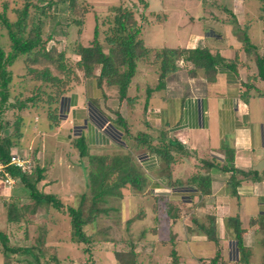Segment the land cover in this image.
<instances>
[{
    "label": "crops",
    "instance_id": "crops-1",
    "mask_svg": "<svg viewBox=\"0 0 264 264\" xmlns=\"http://www.w3.org/2000/svg\"><path fill=\"white\" fill-rule=\"evenodd\" d=\"M80 1L88 6V12L82 17L83 27L90 25L93 28L94 19L107 13L109 8L128 4L133 7L140 39L146 49L192 50L204 47L225 60L233 59L239 48L238 36L232 29L248 26L251 42L250 31L255 24H259L260 18L257 0H142V4L137 0ZM67 2L58 0L55 5L63 3L67 9ZM77 35L80 38L87 34L82 28ZM238 57L241 59L242 54L238 53ZM149 62L136 65L123 100L118 99L116 87L97 82L98 72L95 69V78L81 80L60 99L57 104L59 123L53 132L47 129L46 114V132L36 125L32 128L29 114H26L28 119L21 121L23 135L10 149L11 156L44 168L43 180L37 184L36 190L44 195H52L62 203L72 195L74 201L76 196L87 190L86 183L76 175L80 184L76 193L68 192L63 197L60 192L52 190L54 186L61 188L70 183V166L56 152L59 150L63 156L72 157L74 149L71 144L75 139L84 140L91 156L103 151L122 152L124 147L132 145V139L139 134L144 135L152 146L165 141L173 143L174 150L170 154L174 163L168 168L170 180L185 185L194 174L199 173L208 178L210 194L200 196L186 186L181 190L168 189L169 193L162 191L161 188L166 187V178L160 173V161L151 158L147 150L135 152L141 169L147 173L144 175L150 188L148 193L153 199L147 208L149 216L155 213V222H165L169 228L166 231L168 240L159 241V254L146 255L149 257L147 264H261L264 235L257 225L249 227L248 222L256 219L258 214L264 217V204H261L264 202V180L257 183L242 181L236 195L231 196L226 187L229 174L218 170L225 165L224 148H227L233 152L234 169L264 173V103L256 97L246 103L238 98L239 85L244 81L246 69L239 66L232 72L218 68L214 81L210 83L201 77L189 78L186 72L178 68L166 78L164 87L158 90L157 73ZM179 64L183 63L179 61L176 66L179 67ZM34 119L32 123L36 122ZM26 138V146L21 145V140L27 141ZM45 141L49 142V146L45 145ZM68 150L71 152L66 153ZM63 164L66 165V177L60 175ZM152 178L157 183H152ZM10 189H7L6 197L0 198L2 212L3 201L11 197L19 205L28 204L27 197L18 195L23 193L20 184L11 193ZM151 189L159 191L153 193ZM129 194L127 189L122 191L119 219L121 211L124 215L128 208L134 204L137 207L143 201L142 194L136 197ZM155 199L165 206L161 215L158 205H153ZM180 205H188L191 211L183 215ZM144 213L138 216L143 219ZM60 214L39 209L31 217L36 226H45L47 236L52 228L47 231L49 217L53 215L57 219ZM46 217L39 224L35 222ZM209 218L214 219L216 245L208 241L199 228L207 226ZM230 218H236L243 231L241 244L245 257L240 255L237 248L234 231L227 221ZM1 230L9 234L7 224ZM149 232L156 238L160 237L154 222ZM139 234L142 237L144 231ZM51 244L45 242L48 252L56 251L58 248L54 249ZM165 247L169 256L160 252ZM171 251H174V256L170 254Z\"/></svg>",
    "mask_w": 264,
    "mask_h": 264
},
{
    "label": "trees",
    "instance_id": "trees-1",
    "mask_svg": "<svg viewBox=\"0 0 264 264\" xmlns=\"http://www.w3.org/2000/svg\"><path fill=\"white\" fill-rule=\"evenodd\" d=\"M57 1L23 0L20 9L15 11L13 6L2 3L0 8V30L5 32L8 51H3L6 44L0 45V113L7 108L8 87L12 80L11 68L13 66L17 67L20 63L22 70L26 71L32 81L52 88V93L48 96L47 102V107H52V109L46 111L48 131H52L58 126L57 104L60 99L70 91L72 86L79 84L81 80L95 78V67H99L98 77H96L97 82L116 87L118 99L123 100L130 80L135 73L136 65L141 62L150 60L149 63L157 73L156 89L158 90L164 87L166 78L177 71L176 63L179 61L184 66H188L187 76L189 78L201 77L210 83L214 81L218 68H226L235 72L240 66L246 69V75L244 81L239 85L238 98L246 103L249 99L256 97L262 99L264 103V94L259 93L256 86H254V82L257 80L264 85V44L262 47L263 52L259 55L257 48L250 42L247 33L248 26L232 29V32L238 36L239 48L231 60H225L217 53H211L209 49L204 47L192 50L163 49L154 51L143 46L133 11L121 4L108 9L107 12L110 13V16L101 25V27L106 26L101 42L103 47L97 40L100 24L96 16L94 17L96 19H94L95 24L92 29V41L87 47H75L73 54L78 59L70 64L69 61H65L63 53L57 52L53 47L46 48L47 41L50 38L48 35L44 36L42 34L44 38H41L44 20L50 17L49 9ZM137 1L142 4V0ZM15 2L12 3L15 4ZM257 2L260 6V12L264 14V0H257ZM67 12L69 15L66 19L67 24L74 26L78 34L82 25V17L88 12V6L84 1L68 0ZM13 13L16 16L11 20L9 15ZM260 20L263 23L262 31L264 34L263 18H260ZM103 48L106 49V53L103 52ZM238 53L242 54V60L239 59ZM252 66L256 69L255 75H252ZM52 72H56L57 75H53ZM24 108L23 103H19L17 106V110ZM14 122L19 124L21 118H15ZM4 128L0 126V133L5 134L0 137V165L3 166V173L20 184L21 190L28 199V204L19 205L12 197L7 201H3L2 207L9 234L6 231H0L2 264H47L45 261L41 263V259L45 257L49 250L45 246L47 234L45 226H36L33 243H25L24 246L20 247L11 245L9 242L11 238L27 239L28 227L33 223L27 219V214L34 217L39 209H51L61 214L65 213L69 218V242L77 246L91 247L96 242L102 244L101 239L94 241L96 238L93 237L103 235L106 232L105 228L102 232L99 231V222L105 217L117 218L119 214V205L112 206L115 201L121 198L119 190L129 189L134 193H140L144 189L147 178L132 163L129 154L123 156H91L88 155L84 140L77 138L73 141L72 146L77 150L79 158H86L87 160L89 166L87 172L88 185L86 192L75 198L73 201L74 206H72L73 204L67 206L63 212L62 204L58 199L52 195L39 193L36 190L37 184L43 180V169L33 165L34 167L31 166V173L25 174L12 165H8L11 157L10 149L20 140L22 133L21 125L15 126L12 134L9 135H6ZM132 140L130 150L135 152L143 147L151 153L150 155H155L157 160L160 161V173L166 178V187L174 190L186 186V188L194 190L200 196L210 194L208 178L201 176L199 173L194 174L185 185L170 180L168 168L172 162L174 163L170 154L174 150L173 143L165 141L152 146L142 134L135 136ZM180 154H183V152L180 151ZM224 154L226 157L225 165L218 168V170L229 174L226 187L231 196L236 195V190L242 181L257 183L264 180V173L243 172L234 169L232 150L224 148ZM111 176H114L112 181H110ZM1 178L3 182L2 173H0ZM227 221L234 231V239L240 255L245 257L246 253L241 244L243 231L240 229L239 222L236 218H230ZM248 225L249 227L257 225L264 235L263 216L250 220ZM85 228L92 232L90 236L85 234ZM199 228L208 241L217 244L213 218L208 219L207 226H200ZM171 252V255L174 256V251ZM51 255L53 261L58 264L55 254L52 253ZM113 257L116 264H135L131 249L127 255L114 252ZM261 264H264V257Z\"/></svg>",
    "mask_w": 264,
    "mask_h": 264
},
{
    "label": "rangeland",
    "instance_id": "rangeland-1",
    "mask_svg": "<svg viewBox=\"0 0 264 264\" xmlns=\"http://www.w3.org/2000/svg\"><path fill=\"white\" fill-rule=\"evenodd\" d=\"M13 1H16L15 4L12 3ZM2 3L11 5V7L13 6L14 11H15L17 9H20L21 5L23 4V0H0V8H1ZM62 4L63 3L61 4L59 3L57 5H53L50 7L49 9L50 17L44 20V24L41 29V38H44L45 35L46 36L48 35L50 38L47 41L46 48H49V47L55 48L57 52L63 53V57L65 61H69L70 64H73L78 59L73 54L75 47L77 46L87 47L89 45L93 37V34H92L93 28L90 25L84 26V27L81 25L78 34L83 28V32H86L87 35L84 37L78 38L76 30L71 27L72 25L67 24L66 19L69 15H68L67 9L65 8L66 5H62ZM126 6L130 8L131 10H133V7H130V5L127 4ZM135 14H137V12ZM101 15L102 16L98 18L100 26H98V34H97V40L100 43L103 40L104 31L106 30V26L103 25L101 27V25L104 23L106 19H108V17L110 16V13L109 12L102 13ZM15 16L16 14L13 13L12 15H9V18L13 20ZM260 18H263V21H264V14L261 12H260ZM260 18L258 19L259 24H257V26L255 24L252 27V30L250 31L251 38H252L251 44H253L257 48L259 55L263 52L262 47L264 44V34L262 31L263 23L260 20ZM4 33L5 32L3 30H0V35H1L0 45L6 44V47L3 48V51L7 52L8 48H7V43H6V36L4 35ZM42 34L44 36H42ZM101 45L103 47V43H101ZM103 52L106 53L105 48H103ZM20 64H18L17 67L13 66L11 68L12 80L8 87L9 97L6 102L7 108H5L0 113V126L5 127L4 132L7 133L6 135H9V134H12V131L15 128V126L21 125L20 129L23 135L24 127H22V122H20L19 124H16L14 122L15 118L20 117L21 121H25V119L29 118L32 124V128H34V125H36L37 127H41L42 132H46V130L48 129V126L46 129L45 127L46 121L44 118V114H46V111H50L52 109V107H47L48 96L52 93L51 91L52 88L50 86L40 84L39 82L32 81L31 77L26 74V71L22 70V65ZM95 68H96V71L98 72L97 69H99V67H95ZM178 68H179V71L186 72V75H187L188 66H184V64H179ZM49 69L51 70L50 67ZM251 72H252V75L256 74V69L254 68V66L251 67ZM52 74L57 75L56 72H52ZM244 79H245V76H244ZM254 86H256V89H258L259 93L264 94V85L262 84V82L257 80L254 82ZM19 103H23L25 108L21 110H17V106ZM26 114H29L28 118L25 117ZM33 118H35L34 120L36 122L32 123ZM54 130L49 131V132H53ZM4 135H5L4 133H0V137ZM27 143H28V139L27 141L25 139H22L20 142L21 145H25V146ZM44 143L46 146H49V142L45 141ZM131 146L127 145L126 147H124L123 149L124 151L122 152L103 151L101 152V154L99 153L97 156H105V155L123 156V155L129 154L132 159V163L136 166V168L140 171V173H142L143 175L144 174L147 175V173L141 169L139 165L138 156L135 154V152H138L140 150H145V149L143 147H140L137 151L134 152L130 150ZM73 149H74V151L72 150L73 152H71L70 150L66 152V153L71 152L73 154L72 157L67 156V155L63 156V154L59 150H57L56 152L58 156L62 157V161L66 165L70 166L68 182H70L71 184L67 183L66 186L61 187V188H57V186L52 187V190L60 192V194H62L63 197L66 194H68V192H72L74 194L79 190L80 184H78V180L75 178V175L76 177L81 178V180H83V182L86 183V186L88 185L87 172H88L89 166H88L87 160L86 158H79V156L77 155L78 154L77 150L75 148ZM145 152L146 151H144L143 154ZM26 161L27 160H24L25 163ZM27 162L29 163L30 168L31 166L34 165L30 161H27ZM66 165L63 164L64 169L60 170L61 176H65V177L67 176V173L65 170ZM80 167L82 168V170H80ZM113 178L114 176H111L110 181H112ZM150 181H152V183H157L155 178L150 179ZM13 183L9 187L6 184L2 183V178L0 179V188H1L0 198H3V196L6 197L5 195H7L8 193L7 189L11 188L9 190V193H11L10 191L17 189L19 183L16 182L15 180H13ZM149 189L150 188L147 185V179H146V184L144 186L143 191H141L140 193H134L132 191H129L130 197H133V196L136 197L137 195L139 196L140 194H142L143 201H141V203H139L137 207L134 204V206H132L131 208H128V210L124 212V215H122V211H121L120 219H119V214H118L117 218L111 219L110 217H105L99 222V226H98L99 231L102 232V230H104L105 228L106 232L103 235L100 234L101 237L99 235L93 238H96L94 239V241H96L97 239H101L102 244H98V242H96V244H94L93 246L88 247L85 245L77 246L75 244L70 243L69 242L70 233H69L68 216L65 213L57 216V219L54 218L55 217L53 216L54 214L50 216L49 222L47 223V231H49V228L51 227L52 228L49 231V235L46 236V241L52 243L51 246L54 247V249L55 247L58 248L56 251H52V250L50 251L51 254L54 253L55 256L57 257V260L59 261L58 264H116L114 257H113V253L120 252L124 255H127L130 249H131V252L134 254L135 264H147L149 257H147L146 255L148 253L158 255L159 254L158 253L159 241L161 242V241L168 240L166 231L169 230V228H168V224H166L165 222H157L158 220L155 222V218L157 217L155 213L153 214L154 216H151V215L149 216V211L147 208H149L150 203L153 202L152 197H150L148 193ZM161 189L162 191H167L168 193L170 190L168 187L167 188L162 187ZM182 189H185V188H182ZM155 190L159 191V189H151L153 193L156 192ZM119 191L121 193V198H122V191L124 190L120 189ZM20 194L26 197V195H24L23 193H19L18 195ZM120 200L115 201L112 206H115V207L118 206ZM72 201H73V195L67 201L65 200L61 203L63 212L65 211V208L67 206H70L73 204ZM261 204H264V202ZM153 205H158L159 207L158 210L161 215V213L163 212L162 210L165 207L163 202L161 201L157 203V199H155ZM72 206H74V204ZM188 207H189L188 205L187 206L180 205L181 213L183 215H187V213L191 211L190 210L191 207L189 208ZM144 211H146V214L144 213ZM142 212L145 215L143 219L139 217ZM50 213H53V210L50 209ZM258 216H261V215L258 214ZM26 217L27 219L31 221L33 220V218L29 214H27ZM46 219L47 217L45 219L35 220V222L39 224L42 222V220L44 221ZM50 219H53V220L50 221ZM163 220L166 221L165 215H163ZM153 222L155 223V226H156V232L160 235L159 238H156L155 236L150 235L149 231L153 227ZM5 226H6V220L4 216V210L2 212L0 209V231L1 232L3 231L1 229H4ZM34 226H36V223H32L31 226L28 227L29 234H28L27 239L21 240V238H18V239L11 238L10 244L17 246V245H23L25 243L27 244L29 242L33 243V238H34L33 236L35 234V229H36ZM141 231H144V234L142 235V237L139 234ZM84 232L87 236H90L92 234V232L88 228H85ZM85 249L87 250L85 251ZM160 252L164 254V256H166V254L169 256V253H167L166 247L163 249V251L161 250ZM50 253L48 252L45 255V257L42 258L43 260L41 259V263L45 261L47 262V264H56L53 261L52 255Z\"/></svg>",
    "mask_w": 264,
    "mask_h": 264
},
{
    "label": "built area",
    "instance_id": "built-area-1",
    "mask_svg": "<svg viewBox=\"0 0 264 264\" xmlns=\"http://www.w3.org/2000/svg\"><path fill=\"white\" fill-rule=\"evenodd\" d=\"M150 155V154H148ZM151 158H153L155 161H157V158L155 155H150ZM8 165H12L13 167H15L16 169L20 170L22 173L25 174H29L31 172V168L29 166V163L26 161V163L24 162V160H20L18 158H16L15 156H11ZM0 173H2V177H3V182L4 184H6L7 186H11V184L13 183V180H11L5 173H3V166L0 165Z\"/></svg>",
    "mask_w": 264,
    "mask_h": 264
}]
</instances>
